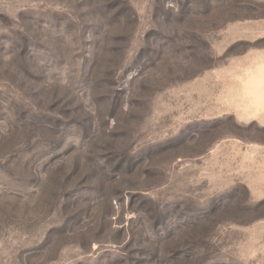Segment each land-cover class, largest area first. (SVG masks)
<instances>
[{"label": "rangeland", "instance_id": "1", "mask_svg": "<svg viewBox=\"0 0 264 264\" xmlns=\"http://www.w3.org/2000/svg\"><path fill=\"white\" fill-rule=\"evenodd\" d=\"M264 0H0V264H264Z\"/></svg>", "mask_w": 264, "mask_h": 264}, {"label": "bare ground", "instance_id": "2", "mask_svg": "<svg viewBox=\"0 0 264 264\" xmlns=\"http://www.w3.org/2000/svg\"><path fill=\"white\" fill-rule=\"evenodd\" d=\"M257 81H258V84H259V85H257L258 88H259L258 91H264V74L262 76H260L257 79ZM262 94H264V93H262Z\"/></svg>", "mask_w": 264, "mask_h": 264}]
</instances>
